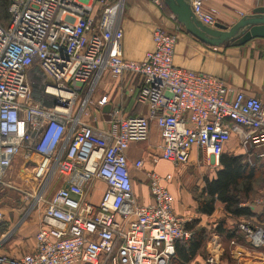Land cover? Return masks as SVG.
Returning a JSON list of instances; mask_svg holds the SVG:
<instances>
[{
	"label": "built area",
	"instance_id": "1",
	"mask_svg": "<svg viewBox=\"0 0 264 264\" xmlns=\"http://www.w3.org/2000/svg\"><path fill=\"white\" fill-rule=\"evenodd\" d=\"M148 1L164 7L162 0ZM206 1L191 0V7L214 27L217 11ZM95 3L97 20L88 0H12L8 23H0V187L18 190L5 176L25 154L38 190L23 193L32 208L44 209L33 251L0 255V264H169L175 243L191 238L186 225L192 219L175 212L169 188L174 175L145 170L143 159L133 166L145 172L152 201L139 202L127 157L131 143L149 138L152 124L161 136L152 165L163 160L179 168L197 153L203 163L219 166L233 138L250 164L264 158V152H252L264 148V104L258 97L177 66L178 36L159 26L143 60L125 59L123 0ZM104 71L140 79L131 92L148 106L147 116H128L117 106L105 129L87 121L93 108L108 104L107 96L92 100ZM98 182L106 188L95 203ZM4 219L0 202V226ZM238 231L262 252L264 264V228L245 221ZM237 245L230 242L231 255ZM207 252V264H221L224 249L217 237L208 240Z\"/></svg>",
	"mask_w": 264,
	"mask_h": 264
},
{
	"label": "crops",
	"instance_id": "2",
	"mask_svg": "<svg viewBox=\"0 0 264 264\" xmlns=\"http://www.w3.org/2000/svg\"><path fill=\"white\" fill-rule=\"evenodd\" d=\"M88 2L93 5L91 15L97 20L100 7L95 3V0H88ZM123 6L124 10L120 25L124 31L122 47L125 59L143 60L146 53L154 48L152 32L155 27L159 26L178 36L174 57V62L177 66L213 75L236 90H241L249 96L258 97L264 104V39H255L243 46L214 48L202 44L187 34L182 26L171 18V15L167 14L163 9H158L148 0H123ZM206 7L217 11L218 23L231 27L243 16L252 14L255 8L264 7V0H207ZM140 84V79L130 74L124 76V78H115L108 71H104L92 94V100L96 102L102 96H107L108 104L101 111L92 107L91 118L87 119V121L98 128L105 129L111 110L117 106L122 108L125 115L147 116L149 113L148 106L137 103L135 94L131 92V88L139 87ZM151 137L156 140L154 144L156 149L153 148L154 146H147ZM144 142H147L145 144L147 146L146 149L143 148ZM160 145V132L157 126L152 124L149 138L138 143H131L127 150L130 171L133 176L134 193L137 200L144 204H149L152 201L145 172L137 170L133 164L137 160L143 159L145 161V170L153 169L157 172H159L158 166L161 163L171 165L163 160L157 165H152L150 162L153 156L160 154ZM226 150L230 154H244L235 138L226 146ZM261 152H264V148H262ZM195 154L197 155V153H194L190 162L193 161ZM24 155L17 156L15 160ZM259 159H261L260 163L264 164V158ZM23 163L25 164L26 162L23 161ZM185 166L179 167V172L176 174L173 171L170 172L174 175V180L169 184L175 199V212L181 216H186L195 209V204H191L192 201L187 192L181 189L180 186L178 187L176 183L178 176L184 171L182 168ZM211 167L215 171L218 170V166ZM26 169L28 167L25 168V172L28 171ZM215 176L212 178H215ZM58 186H55L54 190ZM105 188L106 186L101 182L96 184L93 191L95 203L100 201ZM53 193L49 192V197ZM243 206L250 208L253 213L251 217L232 219L226 214L224 205L217 202L215 213L212 216L199 214L200 219L202 221H206L209 218H212L213 221L226 219L227 228H233L238 222L245 221L264 228V189L257 192L256 196L244 203ZM43 210L42 205L32 208L31 204H28L26 210L13 211L14 214L11 216L4 209L5 219L3 224L6 230L0 236V255L17 257L33 251L35 235L42 226ZM215 225L216 223L213 225V230ZM212 236L218 238L224 249L221 264H263V261H261L262 252L252 248L250 242L244 239L243 236H241L238 245L234 249V255H231L230 251L228 255H225L226 250H230V242L228 240L215 232L211 233ZM201 264H207L206 260H203Z\"/></svg>",
	"mask_w": 264,
	"mask_h": 264
},
{
	"label": "trees",
	"instance_id": "3",
	"mask_svg": "<svg viewBox=\"0 0 264 264\" xmlns=\"http://www.w3.org/2000/svg\"><path fill=\"white\" fill-rule=\"evenodd\" d=\"M11 1L0 0V23L2 25H6L9 21L8 10ZM163 10L171 15L165 6ZM260 160L255 158L254 164H250L246 155H235L224 151L220 156L215 178H206L202 190L192 194L197 213L212 216L216 211V203L219 202L224 205L226 214L232 219L251 217L252 211L243 204L264 189V164H261ZM225 222L226 219L217 222L212 232L229 242L239 241L242 236L238 231L240 223L238 222L233 228H227ZM5 228L4 224L0 226V236L5 233ZM186 230L191 232V238L188 241L175 243V254L169 264H190L201 254L211 233L198 220H192L187 224ZM229 251L227 249L225 255H228Z\"/></svg>",
	"mask_w": 264,
	"mask_h": 264
},
{
	"label": "rangeland",
	"instance_id": "4",
	"mask_svg": "<svg viewBox=\"0 0 264 264\" xmlns=\"http://www.w3.org/2000/svg\"><path fill=\"white\" fill-rule=\"evenodd\" d=\"M111 1L116 2L119 0H111ZM123 10H124V6H123ZM82 98L83 95L80 94L76 104L75 112L77 111L80 102L82 101ZM147 142L143 143L144 149H146L147 146H154L156 140L154 137H151L149 143L147 144V146H145ZM153 148L156 149V146H154ZM261 151L262 149L253 150L252 152L253 154H257L260 153ZM225 153H229V151L226 150ZM30 156L32 157V153H30ZM33 159H35L36 161L38 158L35 156ZM23 161L26 162L25 155L21 156V158L20 157L17 158L14 161L12 169L8 171V173L5 176V178H7L6 180L14 184L18 190L10 189L8 187L7 188L0 187V192H3L0 194L1 197L0 202L3 208L5 209V211L7 212V214L11 216L12 214H14L13 211L26 210L28 208V204L29 205L31 204L30 203L31 199H29L28 196L23 192H36V190H38V182L30 180L31 176L29 172H31L32 168L26 171L28 172L26 173L25 166L28 165L26 163L24 164ZM182 170L184 171H182L181 174L178 176L179 178L177 179L176 183L178 187L180 186L181 189L187 192L188 196L192 201L191 204L193 205L195 204L192 195L193 192H199L200 190H202V188L204 187L205 179L214 177V175H216V171L211 167V165H207L206 163H203L202 156L198 154L197 155L195 154L193 157V161L190 162L189 165L186 164V166L183 167ZM158 171L159 173H170L171 171H173V173L176 174L179 172V168H174L172 165L161 163L158 166ZM51 192H53V190H51ZM185 217L191 218L193 221L194 220L200 221V224L206 227L208 231L211 233L213 230V225L222 220L219 219L217 221H213L212 218H209L206 221H202V219H200V215L197 213L196 204L194 211L192 212L190 211L188 215H186ZM211 233L209 239L211 238ZM207 243L205 248L202 250L201 254L198 257H196L190 264H201L203 260L207 259L208 257Z\"/></svg>",
	"mask_w": 264,
	"mask_h": 264
},
{
	"label": "water",
	"instance_id": "5",
	"mask_svg": "<svg viewBox=\"0 0 264 264\" xmlns=\"http://www.w3.org/2000/svg\"><path fill=\"white\" fill-rule=\"evenodd\" d=\"M187 34L210 47L243 46L255 39H264V7L255 8L233 26L217 23L214 27L201 22L194 14L191 0H162ZM67 187V186H66Z\"/></svg>",
	"mask_w": 264,
	"mask_h": 264
}]
</instances>
